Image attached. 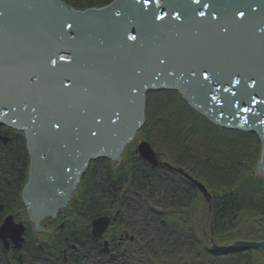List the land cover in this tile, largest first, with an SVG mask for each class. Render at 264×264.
<instances>
[{"label": "water", "instance_id": "obj_1", "mask_svg": "<svg viewBox=\"0 0 264 264\" xmlns=\"http://www.w3.org/2000/svg\"><path fill=\"white\" fill-rule=\"evenodd\" d=\"M173 89L215 124L256 132L264 176V0H114L84 10L64 0H0V124L26 131L25 197L36 229L68 206L92 160L122 163L146 123L148 92ZM136 151L184 172L146 139ZM110 222L94 218L92 235ZM210 230L213 252L264 249V240L219 244L212 221Z\"/></svg>", "mask_w": 264, "mask_h": 264}, {"label": "trees", "instance_id": "obj_2", "mask_svg": "<svg viewBox=\"0 0 264 264\" xmlns=\"http://www.w3.org/2000/svg\"><path fill=\"white\" fill-rule=\"evenodd\" d=\"M64 1L84 10L114 0ZM141 139L149 140L162 159L203 181L212 198L205 199L182 175L164 166L153 167L130 151V145ZM126 151L120 166L109 158L92 162L75 197L81 201L79 207L88 209L89 220L110 214L135 235L113 258L95 264H252L254 253L263 255L253 249L215 253L208 240L211 202L214 233L220 242L264 239V218L258 220L254 213L264 216V177L256 170L261 141L253 131L213 123L178 90H152L147 94L146 123ZM176 182L186 187L188 202L184 189H175ZM112 201H121L126 213L111 212L118 205ZM244 210L253 216L246 224L257 223L258 229L242 232Z\"/></svg>", "mask_w": 264, "mask_h": 264}, {"label": "flooded vegetation", "instance_id": "obj_3", "mask_svg": "<svg viewBox=\"0 0 264 264\" xmlns=\"http://www.w3.org/2000/svg\"><path fill=\"white\" fill-rule=\"evenodd\" d=\"M31 165L26 131L0 124V264L101 263L135 240L134 234L128 235L125 222L117 224L114 216L107 214L111 223L97 241L91 231L93 217L89 220L88 209L79 207L81 201L75 200L77 191L67 207L60 208L56 216H44L36 229L32 200L25 197ZM179 174L185 178L184 173ZM175 184L177 191L184 189L188 202L184 184ZM112 203L118 205L111 212L126 213L121 201ZM105 240L108 249L104 248ZM253 260L252 264L258 263L255 254Z\"/></svg>", "mask_w": 264, "mask_h": 264}, {"label": "rangeland", "instance_id": "obj_4", "mask_svg": "<svg viewBox=\"0 0 264 264\" xmlns=\"http://www.w3.org/2000/svg\"><path fill=\"white\" fill-rule=\"evenodd\" d=\"M259 137V136H258ZM135 149H136V146H132V145H130V147H129V150L130 151H135ZM126 152L127 151H125V153H124V155L126 154ZM261 199H262V197H260ZM203 207H204V209H205V205H203ZM255 213V215L257 216L256 218L259 220L260 218H264V216L263 217H260V214L258 213V212H254ZM242 226H243V228H242V232L244 231V232H247V231H251V230H255V229H258L259 228V226H258V224L257 223H253V224H250V223H247L246 224V219H248V218H253V216H251V214H249L246 210H244V212H242ZM131 235V234H130ZM243 235H245V234H243ZM95 238V237H94ZM97 241L99 240L98 238H95ZM209 240V239H208ZM216 240V242H218L219 244H223V243H221L219 240H218V238H216L215 239ZM210 244V243H209ZM260 254H262V253H260ZM257 264H264V259L261 261V262H259V263H257Z\"/></svg>", "mask_w": 264, "mask_h": 264}, {"label": "snow or ice", "instance_id": "obj_5", "mask_svg": "<svg viewBox=\"0 0 264 264\" xmlns=\"http://www.w3.org/2000/svg\"><path fill=\"white\" fill-rule=\"evenodd\" d=\"M148 2H149V0H144V3H145V4H147ZM201 15H203V13H201ZM239 15L243 16L244 13H243V12H240ZM157 18H159V17H157ZM61 59H64V58L61 57ZM204 76H205V79H207V73H205ZM237 82H238V81H237ZM245 110H247V109H245ZM57 126H58V125H57Z\"/></svg>", "mask_w": 264, "mask_h": 264}]
</instances>
